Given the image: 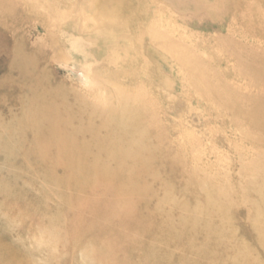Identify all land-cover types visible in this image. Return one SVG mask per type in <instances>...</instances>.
Returning a JSON list of instances; mask_svg holds the SVG:
<instances>
[{
  "label": "rangeland",
  "instance_id": "rangeland-1",
  "mask_svg": "<svg viewBox=\"0 0 264 264\" xmlns=\"http://www.w3.org/2000/svg\"><path fill=\"white\" fill-rule=\"evenodd\" d=\"M11 1L0 264H264V0L167 5L189 82L138 42L150 0L111 37L79 32L84 0Z\"/></svg>",
  "mask_w": 264,
  "mask_h": 264
},
{
  "label": "bare ground",
  "instance_id": "bare-ground-1",
  "mask_svg": "<svg viewBox=\"0 0 264 264\" xmlns=\"http://www.w3.org/2000/svg\"><path fill=\"white\" fill-rule=\"evenodd\" d=\"M6 1H11V0H0V12H6L5 9H8L9 4ZM84 1H86V3L83 4L82 7L83 13L81 14V17H83L84 22L80 24V31H79L80 33L86 34L87 32H93L95 30L100 29L103 30V32L107 36L111 37L118 35L119 34L117 33L118 30L122 31V27L119 26V28H115L114 23L115 21L120 20L122 17L127 16L126 8L129 9V5H130L129 0H84ZM150 2L152 5H154L151 6L150 9V11H152L153 14L152 16L153 19H151L150 22H147L145 24H139L135 27L136 33L138 35L142 34V36H144V37L140 36V39L142 41H138V42H141L142 48L147 49L149 53L152 55L154 54L153 52L154 49L170 57L169 59L172 60L173 63L178 68V72H179L178 75L182 76L183 73H185L188 76V82H189V79H191V75L193 74V72L201 69L202 64L200 60L195 56L196 54L195 52L189 49V47L185 46L182 42L174 39L175 33L176 34L178 33V31L175 29L176 27H173V29L171 30L168 29L170 27L168 23L172 22V20L181 21L183 18L174 14L172 15V17L167 15L171 12L168 9L167 5L170 6V9L174 10L176 8H180L179 3L177 0H153V1L150 0ZM155 2L157 6H155L156 5ZM138 9H139L138 6H136L133 9L135 11L133 12V15H135L134 13H136ZM157 14L160 16V18H156ZM164 15L167 18H163ZM144 38L146 39V41L144 40ZM143 60L144 63H147L145 59ZM202 63H204V61H202ZM209 72L215 76L214 72L211 71ZM222 84L225 85L227 83L222 82ZM227 86L230 85L227 84ZM191 89L194 93L199 94V96L202 97L203 100L208 101L207 95L202 90V88H200L199 85L197 86L192 83ZM139 101L140 102L142 101L141 97ZM134 103L136 104V101H134L131 104ZM110 111L118 112V114L123 115L122 114L123 112L120 113L119 111H116L115 108H109L108 112ZM147 125L150 126L153 124L150 122ZM149 126L148 128H150ZM101 128H107V127L106 125H101Z\"/></svg>",
  "mask_w": 264,
  "mask_h": 264
}]
</instances>
